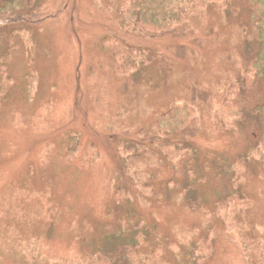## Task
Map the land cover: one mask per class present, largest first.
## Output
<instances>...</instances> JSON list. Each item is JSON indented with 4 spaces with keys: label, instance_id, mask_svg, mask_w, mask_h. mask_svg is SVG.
<instances>
[{
    "label": "rangeland",
    "instance_id": "1",
    "mask_svg": "<svg viewBox=\"0 0 264 264\" xmlns=\"http://www.w3.org/2000/svg\"><path fill=\"white\" fill-rule=\"evenodd\" d=\"M122 2L37 0L36 23L4 39L0 264H264V168L221 98L244 120L261 100L241 86L251 0L157 35L121 32ZM121 43L145 54L122 77ZM183 106L186 128L153 147L157 119Z\"/></svg>",
    "mask_w": 264,
    "mask_h": 264
},
{
    "label": "trees",
    "instance_id": "2",
    "mask_svg": "<svg viewBox=\"0 0 264 264\" xmlns=\"http://www.w3.org/2000/svg\"><path fill=\"white\" fill-rule=\"evenodd\" d=\"M228 1L231 0H123L119 10L118 25L124 34H167L186 24L198 11ZM36 4L37 0H0V29L10 28L9 33L0 35V100L7 88L8 78L5 68L12 51V46L5 45L4 39L17 27L36 23L33 19L37 12ZM249 8L253 27L250 36L254 37L252 39L256 47L252 57L247 60V71L241 86L248 84L249 90L259 84L263 91L261 100L257 103L249 99L244 103L246 116L244 120L241 115L244 106L237 105L236 108L233 101H229V95L221 98L225 122L230 121L235 125L240 123L250 135L255 136L250 156L253 154L256 163L264 168V0H251ZM112 55L117 64L116 74L121 77L139 69L145 63L144 52L126 46L125 43L114 48ZM192 115L190 106L163 113L153 126V138L150 144L153 147L170 146L175 136L186 128Z\"/></svg>",
    "mask_w": 264,
    "mask_h": 264
}]
</instances>
